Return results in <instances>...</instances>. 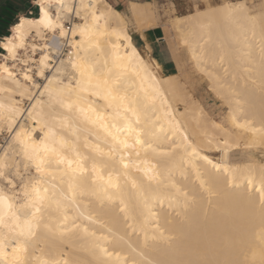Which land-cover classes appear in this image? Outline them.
Wrapping results in <instances>:
<instances>
[{
	"label": "bare ground",
	"instance_id": "1",
	"mask_svg": "<svg viewBox=\"0 0 264 264\" xmlns=\"http://www.w3.org/2000/svg\"><path fill=\"white\" fill-rule=\"evenodd\" d=\"M34 3L37 16H22L17 22L39 19L40 6L48 5L53 23L62 25L68 35L61 36L58 28L43 27L37 35L35 28L25 23L24 46L17 48L14 56L4 45L9 40L19 43L14 39L19 35L15 31L17 22L10 27V34L1 38L0 136L3 132L9 136L4 129L12 118L31 131L33 139L43 138L45 129L28 114L29 106L35 103V99H29V93L35 96L43 91L33 85L40 81L47 84L46 77L52 78L54 88L68 85L71 78L57 69L67 65L70 57L76 59L74 41L80 39L79 29L85 19L91 23L93 13L100 16L107 9L118 14L117 19L127 25L130 46L128 41H117L115 36L99 35L92 37L94 45L98 43L99 47L86 46V50H80V56L99 59L102 64L103 52L111 64L113 54L118 53L127 64L135 49L138 59L145 63L149 58L153 64L158 62L150 55L149 46L138 47L131 36L128 22L133 21L134 33L141 35L146 30L143 26H153L137 2H130L127 12L116 10L106 0H35ZM61 4L67 6L62 11ZM221 6L243 11L213 18L210 27L204 26L208 24L207 17L200 15L204 8L169 20L178 53L173 60L176 72L165 73L162 66L155 72L164 82L168 103L153 104L145 99V90L152 92L151 84L144 79L141 88V78L131 69L121 84L116 85L121 94L134 101L132 106L138 109L141 118L138 130L143 129L142 138L150 146L110 151L111 137L99 125L72 117L73 127L77 129L74 136L69 129L59 127V117L49 120L57 125V132L75 142L86 171L66 175L63 171L66 165L53 164V169L61 170L44 177L41 187H47L50 193L55 191L60 203H53L44 211L43 223L51 231L44 227L37 230L28 249L30 264L45 261L49 264H253L255 261L259 264L262 247L259 234L264 228V217L250 210L249 201L239 189L229 193L225 184L231 180L244 186L253 177L258 185L264 167V37L260 24L254 25L248 19V15L259 16L264 0L259 1L255 12L244 1L215 7ZM99 23L103 25L104 20ZM116 27L114 19L109 32ZM74 31L75 37L71 35ZM184 40L188 41L187 45ZM114 44L123 46L113 47ZM64 47H68L65 54ZM41 53L49 57L48 67L43 69L45 76L36 74L42 67ZM184 57L205 81L207 94L225 107L218 120L188 89ZM26 75L31 79L26 80ZM36 99L46 101L48 97ZM89 99L95 102L97 112L105 114L104 123L115 133L111 125L120 127L124 122L107 115L112 109L103 100ZM40 108L37 104L36 111ZM44 111L48 113L50 109L44 106ZM237 123L242 127H237ZM119 135L124 138L127 133ZM184 136L188 137L187 141ZM225 141L231 147L226 152L220 151ZM129 143L134 141L129 138ZM192 148L198 155L192 153ZM16 149L10 139L0 146V160L5 158V151L8 153V167L0 169L6 173V177L0 176V190L16 193L15 202L19 205L24 199V185L39 177ZM68 155L75 159L72 153ZM204 156L221 166L219 174L201 159ZM125 163L129 165L127 168ZM194 165L221 195L209 197L201 190ZM72 176L74 190L69 188ZM9 179L12 184L8 183ZM16 184L19 189L12 187Z\"/></svg>",
	"mask_w": 264,
	"mask_h": 264
},
{
	"label": "snow or ice",
	"instance_id": "2",
	"mask_svg": "<svg viewBox=\"0 0 264 264\" xmlns=\"http://www.w3.org/2000/svg\"><path fill=\"white\" fill-rule=\"evenodd\" d=\"M65 7L67 6L61 4V11ZM204 9L200 15L208 19V24L204 25L205 27L211 26L213 18H222L233 12L243 11L234 6L228 8L223 6L215 7L211 3L204 6ZM77 15H79L78 12ZM117 15L106 9V12L101 13L100 16L93 13L91 23L88 22L87 18L85 19L83 26L79 29L80 39L74 41L77 47L76 59L73 60L70 57L67 65L57 69L58 73L63 71L71 78L67 86H57L54 88L52 86V78L48 77H46L48 79L47 84L35 83L33 85L35 88H42L43 91L35 94V96L29 93V99H35V103L29 106L31 110L28 114L37 125H41L45 129L43 138L33 139L31 131L26 130L23 125L16 124L12 118L9 119L4 129L9 133L8 139L12 140L17 146V152L22 154L24 159L35 168L39 178H36L35 182L30 185H24V199L19 205L15 202L16 193L9 194L8 192L0 190V230H3L0 231V264H30L28 249L33 237L36 236L37 230L44 227L51 231L49 225L43 223L44 211L53 203L59 205L60 201L55 191L50 193L47 187L42 188L41 185L45 183V176L50 175L53 171L61 170L59 168L53 169L52 165H66V168L63 169L66 175L69 172L86 171L81 165L79 153L75 150V142L69 141L61 132H57V125L49 123L50 119L55 120L59 117V127L69 129L74 136L77 135V129L73 127L72 117L80 118L93 125H99L111 137L113 147L110 151H118L120 148H133L135 145H141L143 147L145 144H148L150 146L149 142L142 138L143 129L138 130V126L141 124V118L138 109L132 106L134 101L130 100L127 94H121V89L116 87V85L121 84L122 78L131 69L135 76L141 78V88H143L144 79H147L151 84L152 92L148 93L145 90V99H150L153 104L156 101H159L161 105L166 104L168 103V97L166 90L163 88L164 82L159 80L155 74L156 70L160 69L161 64L159 62L153 64L151 58H149L147 63L143 59H138V54L135 52V49H133L132 56L127 58V64L124 63L125 57L120 56L118 53L113 54L111 64L109 63L107 55L103 52H101V55H105V59L102 64L99 59L90 60L87 55L83 57L79 55L81 49L86 50V46L99 47V44L96 43L94 45L92 40V37L99 35L115 36L117 41H128V46H130L131 37L128 35L127 25L122 20L117 19ZM58 19L59 16H57ZM101 19L104 20L103 25L99 23ZM114 19L116 20L117 27L109 32V27ZM248 19L254 25L257 22L260 24L262 37H264V7H262L259 16L248 15ZM25 23L31 28H35L37 35L41 34L40 30L42 27L52 30L58 28L61 36L68 35V33L64 32L62 25L53 23L49 13V6L41 5L39 19L35 21L22 19L16 23L15 31L19 35L14 37V39L18 40L19 43H13L12 40H9L4 45L5 50L13 56L17 48L24 46L23 29ZM76 34L75 31L71 33L74 37ZM183 43L187 45L188 41L184 40ZM120 46H123V44L113 45V47ZM262 50H264V44H262ZM48 59V56L41 53L40 64L42 67L36 73L37 75L45 76L43 69L48 67L46 63ZM97 65L100 66L98 67ZM4 71L7 72V68ZM25 79L31 78L26 75ZM37 96H47L48 99L46 101L36 99ZM89 97H96L103 100L106 106L112 109V112L107 115L124 122L120 127L115 123L111 125V128L116 129L115 133L104 123L105 114L96 111V108L93 106L95 102L90 100ZM37 104L41 105L39 111H36ZM44 106L50 109L48 113L44 111ZM65 113L70 115H65ZM236 126L242 127L238 123ZM121 132H126L127 136L121 138L119 135ZM129 138L134 141L133 144L129 143ZM184 140L187 141L188 137L184 136ZM9 146L11 147V145ZM230 147L231 145L225 141V147L220 149V151L226 152ZM191 151L194 155H198L195 148H192ZM68 153H72L75 159L69 156ZM136 155H139V151L136 152ZM7 156L8 153L5 151V158L0 160V169H6L8 167ZM201 159L207 161L212 169H215L216 173L219 174L221 167L219 164L213 163L207 156L201 157ZM74 165L75 168L73 167ZM128 166L127 163L124 164L125 168ZM194 170L197 179L201 180V190L206 192L209 197L221 195V193L213 190L209 180L201 176L199 169L195 165ZM211 175L209 171V177ZM0 176L6 177V173L0 171ZM73 180H75V177H70L69 188L74 190L75 185L71 182ZM8 183L12 184V181L9 179ZM12 187L15 188L16 185H12ZM225 188L229 193L239 189L240 194L249 201L250 210L253 212L258 211L261 217H264V167H262L258 185L255 183L253 177H249L244 186L230 180L226 182ZM259 239L262 245L259 264H264V228H262L259 234ZM44 264H49V262L45 261ZM253 264H255V261H253Z\"/></svg>",
	"mask_w": 264,
	"mask_h": 264
},
{
	"label": "rangeland",
	"instance_id": "3",
	"mask_svg": "<svg viewBox=\"0 0 264 264\" xmlns=\"http://www.w3.org/2000/svg\"><path fill=\"white\" fill-rule=\"evenodd\" d=\"M112 7H114L116 10L120 12H127L128 4L129 2H137L141 4L142 10L145 12L148 22H152L153 26L151 24L145 25L142 28H145V31L151 30V29H161L164 35V39L167 43V47L169 48L170 55L168 56L164 55L162 58L165 62H167L168 58L174 60L177 58V51L175 50V46L172 41V33L169 29V20L172 19L175 16H183L191 13L192 11L196 9H202L204 8V5H208L211 3L213 6L221 5L225 2H237V1H244L247 7L251 8V12H255L259 1L260 0H123L124 4L119 6H114L111 4L109 0H106ZM127 8V9H126ZM37 16V10L34 11L33 15L30 17H36ZM18 19L14 21L12 25H14L17 22ZM133 24L134 22H128V27L131 33V36L134 40V43L141 47V45L136 43V39L134 36L133 31ZM11 25V26H12ZM144 31V32H145ZM10 34V28L7 31V35ZM178 52H182V49H178ZM151 55V54H150ZM152 56V55H151ZM186 57H184L185 61V72L188 75L187 80V87L190 89L193 93V95L201 101L205 109L213 114V116L218 120L223 114L224 111H226L225 107L221 105L220 102H218L213 95H208L207 93V87L204 80L201 79V75L194 71L191 63L189 61L185 60ZM159 62V61H158ZM165 73H173L176 72V67L172 70H167ZM39 83H42L41 81ZM219 104V105H218ZM26 107V106H25ZM218 118H217V117ZM3 135L0 136V146H4L8 140V134L2 133ZM15 189H19L17 184Z\"/></svg>",
	"mask_w": 264,
	"mask_h": 264
},
{
	"label": "crops",
	"instance_id": "4",
	"mask_svg": "<svg viewBox=\"0 0 264 264\" xmlns=\"http://www.w3.org/2000/svg\"><path fill=\"white\" fill-rule=\"evenodd\" d=\"M109 1L114 6L124 4L123 0ZM34 2L35 0H0V40L4 32L6 33L8 31L16 19L22 16L30 17L33 15L34 11L36 12L37 7ZM134 36L136 43L141 45V47H144V45L149 46L150 54L159 61L163 70L170 71L174 69L175 64L171 58H168L167 62L162 58L164 55H170V51L161 29H151L143 32L142 35L135 33ZM139 36H141V38Z\"/></svg>",
	"mask_w": 264,
	"mask_h": 264
},
{
	"label": "built area",
	"instance_id": "5",
	"mask_svg": "<svg viewBox=\"0 0 264 264\" xmlns=\"http://www.w3.org/2000/svg\"><path fill=\"white\" fill-rule=\"evenodd\" d=\"M69 26H70V25L67 24V27H69ZM67 48H68V47H64V49H63L64 53H63V54H65V53L67 52Z\"/></svg>",
	"mask_w": 264,
	"mask_h": 264
},
{
	"label": "trees",
	"instance_id": "6",
	"mask_svg": "<svg viewBox=\"0 0 264 264\" xmlns=\"http://www.w3.org/2000/svg\"><path fill=\"white\" fill-rule=\"evenodd\" d=\"M36 10H37V9H36ZM4 36H7V32H6V33L4 32V34L2 35V38H3Z\"/></svg>",
	"mask_w": 264,
	"mask_h": 264
}]
</instances>
